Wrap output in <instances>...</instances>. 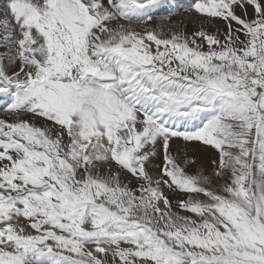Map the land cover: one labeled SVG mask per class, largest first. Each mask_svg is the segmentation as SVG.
Masks as SVG:
<instances>
[{
	"label": "snow or ice",
	"instance_id": "obj_1",
	"mask_svg": "<svg viewBox=\"0 0 264 264\" xmlns=\"http://www.w3.org/2000/svg\"><path fill=\"white\" fill-rule=\"evenodd\" d=\"M165 6L8 0L0 264H264V0Z\"/></svg>",
	"mask_w": 264,
	"mask_h": 264
},
{
	"label": "bare ground",
	"instance_id": "obj_2",
	"mask_svg": "<svg viewBox=\"0 0 264 264\" xmlns=\"http://www.w3.org/2000/svg\"><path fill=\"white\" fill-rule=\"evenodd\" d=\"M8 0H0V13H2L5 8L7 7ZM186 0H170L169 5L161 8V10H158L159 14L161 15L160 17L163 16H168L166 15L167 10L170 7H174V15H170L173 21H183L184 25L186 26L187 32L190 34L191 32H194L198 29L199 25L201 24V21L196 18V15L190 10L188 11H183L181 10V7L186 4ZM180 7V8H179ZM164 14H161L163 13ZM157 15V14H156ZM158 17L157 19H159ZM2 115V113H0ZM181 142H177V144H180ZM196 147V146H194ZM197 148V147H196ZM200 151H196L197 157L201 159L202 165H206L210 163V160L208 159V154L205 152L203 153L201 151V148L199 149ZM194 152V150H192ZM160 161L158 160L157 163Z\"/></svg>",
	"mask_w": 264,
	"mask_h": 264
},
{
	"label": "rangeland",
	"instance_id": "obj_3",
	"mask_svg": "<svg viewBox=\"0 0 264 264\" xmlns=\"http://www.w3.org/2000/svg\"><path fill=\"white\" fill-rule=\"evenodd\" d=\"M169 1L170 0H165V5L167 6V5H169ZM172 1V0H171ZM186 4L184 5V6H182L181 7V10H183L184 12L185 11H188L189 10V8H190V10H191V3H192V0H186ZM180 8V7H179ZM159 10H161V9H159ZM174 7H170L168 10H167V13H166V15H174ZM170 12V13H169ZM161 14H164V12L163 13H161ZM161 15L159 14V12H157V18L158 17H160ZM4 103V101L3 100H0V104H3ZM200 148H196V147H192V150H194V152H196V151H200L199 150ZM201 151L203 152V153H205V150L204 149H202L201 148ZM212 158H215L214 156L212 157Z\"/></svg>",
	"mask_w": 264,
	"mask_h": 264
}]
</instances>
